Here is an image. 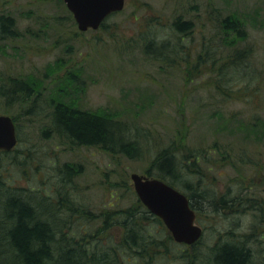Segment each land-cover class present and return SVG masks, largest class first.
Wrapping results in <instances>:
<instances>
[{
    "label": "rangeland",
    "instance_id": "rangeland-1",
    "mask_svg": "<svg viewBox=\"0 0 264 264\" xmlns=\"http://www.w3.org/2000/svg\"><path fill=\"white\" fill-rule=\"evenodd\" d=\"M0 16L11 17L17 31L0 36V114L13 117L17 131V144L0 160V208L9 197L44 199L61 217L58 230L72 239L84 232L90 259L94 251L107 255L106 264H122L135 254L121 247L116 220L122 216L114 219L132 201L130 194L121 195V185L125 181L134 191L130 174L148 175L156 154L180 142L184 151L199 155L195 173H189L186 160L181 170L183 182L207 190L201 198L197 190L195 199L196 223L206 229L192 247L171 245L172 251L178 246L195 255L194 261L185 257L180 262L170 254L150 263L145 261L153 250L148 244L137 263L213 264L215 232L225 234L230 224L245 219L235 206L212 205L213 189L223 190L220 195L226 188L237 193L251 185L264 198V0H125L103 27L86 31L77 28L63 0H0ZM177 16L194 26L184 37L173 30ZM233 16L243 23V36L222 29L224 19ZM147 38L177 42V51L148 48ZM204 44L215 50L217 64L199 71L194 65ZM246 48L252 51L245 81L255 90L237 88L226 96L215 86L218 65L235 49ZM21 83V90L6 95ZM57 103L107 117L119 141L130 144L129 151L117 142L111 148L80 145L55 133ZM151 168L157 172L155 165ZM106 212H113V219L103 229ZM5 221L0 212V261L14 264ZM138 222L156 225L150 219ZM163 226L157 225L158 233L166 239ZM258 261L259 253L252 264Z\"/></svg>",
    "mask_w": 264,
    "mask_h": 264
},
{
    "label": "trees",
    "instance_id": "trees-1",
    "mask_svg": "<svg viewBox=\"0 0 264 264\" xmlns=\"http://www.w3.org/2000/svg\"><path fill=\"white\" fill-rule=\"evenodd\" d=\"M104 24L105 21L101 24V27H103ZM13 25V19L11 17L0 16V36H15L17 31ZM172 25L173 30L179 32L183 37V34L189 33L194 27L190 20L181 19L180 16H177L173 20ZM242 25L243 23H241L239 18L235 16L232 18L227 17L223 21L222 29H225L224 31L234 30L235 35L239 37L243 36L245 33ZM146 41V43H148V48L156 47L160 49L165 47L167 51L170 50L172 53L177 51L175 46L177 42L171 44L169 40H165L158 43L153 38H147ZM203 46V52L201 51L197 54L195 60L197 64L194 65V68L199 71H202L203 68L205 70H211L217 64V58H214L215 50L210 49L209 45L204 44ZM250 50L247 48L240 50L235 49L232 54L226 56V59L219 63L218 67L220 73L216 75L215 86L226 96H230L231 91H234V89L236 91L237 88L243 93L255 90L254 88L250 89V84L248 85L245 81L249 76L250 64L248 62V57L250 55ZM252 76H254V70H252ZM227 85L232 87L228 88ZM21 87H23L22 83L19 84V89L17 90L14 89V87H10V93L6 95H14L13 93L21 90ZM1 93L5 94L3 92ZM52 122L55 133L76 144L102 145L106 148H111L113 146L111 144L117 142L122 145V149L129 151L128 147L130 144H123L121 143L122 141H119L117 127L104 115L75 108L67 103H57L52 111ZM184 149L186 148L180 142H178V146L170 144L161 149L152 162V166H156L157 172L152 173V166H150L146 173L148 174L147 176L162 179L184 192L190 200V206L194 210H198L196 200L199 198V193L197 190H199L201 185L200 183L198 185V183L189 181L183 182L181 166L183 161L186 160L187 163L185 166L187 164H189L188 167L190 166L189 173H195L196 171L193 170V168L197 166L199 155L194 149L188 148L186 151H184ZM177 151H180V158L177 156ZM7 154V151L0 150V160L2 156H6ZM66 168V171L70 174L72 170H70L69 167ZM121 186L123 188L121 195L125 196L130 194L132 201L128 206L119 209L114 219L122 216V220H116L122 229L121 247L132 250L134 251L133 254H135L129 255L127 260L123 258L122 264H138V260H141L139 253H142L148 244L152 246L153 250L152 253L145 258V261L148 260L150 263L160 255L168 256L170 254L178 256L180 262L184 261L185 257H189L194 261L195 255H186L178 246L176 247V251H172L174 248L171 245L174 246L176 242H174L165 226L163 227L167 230L166 239L159 237L157 225L162 224L160 218L145 208L131 186H127L125 181H123V185ZM179 187H181V189ZM50 204L52 206V203ZM68 204L69 202H67V205ZM60 205L65 206L66 204L61 202ZM51 210H53L52 207H50V210L37 209V207L32 208V206L25 201L22 203L15 202L13 197L7 198L0 208V212L6 217L4 235L7 238L10 251L14 254V264H103V262L99 260L107 261L106 254L96 255L94 251L91 252L92 259H90L87 253V250L90 249L87 248L88 241L87 238L84 237V232L83 235L78 236L77 239L74 238L75 235H72L74 236L72 239L68 237V234L53 227L46 218ZM40 214L46 219H38L36 215ZM112 215L113 212H106L102 216L103 229L110 224L109 219H113ZM138 219L156 221L155 228L149 224H141L138 222ZM92 236L94 235L91 234V237ZM242 257L243 254L240 251L226 249L223 250L222 253V260H224L222 263L240 264ZM94 259L98 261L93 262ZM0 264L3 263L0 261Z\"/></svg>",
    "mask_w": 264,
    "mask_h": 264
},
{
    "label": "water",
    "instance_id": "water-1",
    "mask_svg": "<svg viewBox=\"0 0 264 264\" xmlns=\"http://www.w3.org/2000/svg\"><path fill=\"white\" fill-rule=\"evenodd\" d=\"M80 31L97 29L111 13L123 9L125 0H63ZM17 143L15 123L0 114V150L9 151ZM133 189L142 204L159 217L176 242L192 244L202 229L195 223V211L187 196L162 179L131 173Z\"/></svg>",
    "mask_w": 264,
    "mask_h": 264
},
{
    "label": "flooded vegetation",
    "instance_id": "flooded-vegetation-1",
    "mask_svg": "<svg viewBox=\"0 0 264 264\" xmlns=\"http://www.w3.org/2000/svg\"><path fill=\"white\" fill-rule=\"evenodd\" d=\"M199 190H201L200 198L203 194H207V190H204L202 185ZM230 190L226 188L225 194L218 195L217 193H224L223 190L214 188L213 192L216 194H212L211 197L214 195L215 198H211L210 203L213 205L217 202L222 209L225 206H235L234 212L244 215L245 219L243 222L242 219H237L230 224L225 234L219 232L216 235L215 232L217 239L211 248L212 259L210 261L213 264H225L222 263L224 261L222 260L223 250L231 249L240 251L243 254L240 264H252V257L257 256V253H259L257 264H264V198L258 196L251 185H244L237 193L230 192ZM241 191L243 194L240 193ZM197 225L202 229V236L206 226L199 221ZM189 246L192 247V245Z\"/></svg>",
    "mask_w": 264,
    "mask_h": 264
},
{
    "label": "bare ground",
    "instance_id": "bare-ground-1",
    "mask_svg": "<svg viewBox=\"0 0 264 264\" xmlns=\"http://www.w3.org/2000/svg\"><path fill=\"white\" fill-rule=\"evenodd\" d=\"M15 202H19L22 203L23 201H25V199L20 198L19 196L17 197H13ZM26 203H28L29 205L33 207H37L40 209H46V210H50L51 204L47 203L44 199H40V200H35V201H25ZM36 217L38 219H48V221L52 224L53 227L58 228V226H60V221H61V217L59 216V214H57L56 210L53 209L51 211H49L48 216L45 218L43 215H36ZM98 261L97 259H94L93 262ZM101 262H103V264H106L107 261H102L99 260ZM111 263V262H110ZM108 264V263H107Z\"/></svg>",
    "mask_w": 264,
    "mask_h": 264
}]
</instances>
